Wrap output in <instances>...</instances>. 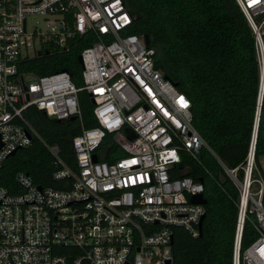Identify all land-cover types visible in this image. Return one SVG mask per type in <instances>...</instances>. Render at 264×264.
Masks as SVG:
<instances>
[{"label": "built area", "instance_id": "built-area-1", "mask_svg": "<svg viewBox=\"0 0 264 264\" xmlns=\"http://www.w3.org/2000/svg\"><path fill=\"white\" fill-rule=\"evenodd\" d=\"M237 2L254 34L259 88L246 153L230 166L196 127L187 93L154 65L153 47L128 31L133 17L123 0H0V167L37 135L53 156V175L70 178L66 187L43 185L19 169L20 189L11 190L0 176V264H173L172 226L198 234L205 204L190 198L203 182L171 168L182 152L198 158L202 147L238 188L232 264H264V160L255 154L264 128V0ZM89 37L80 84L66 68L23 67L36 53ZM82 91L96 123L72 136L74 166L25 110L35 104L81 118ZM101 147L121 153L102 158ZM250 214L257 235L241 248Z\"/></svg>", "mask_w": 264, "mask_h": 264}, {"label": "trees", "instance_id": "trees-1", "mask_svg": "<svg viewBox=\"0 0 264 264\" xmlns=\"http://www.w3.org/2000/svg\"><path fill=\"white\" fill-rule=\"evenodd\" d=\"M123 1L133 17L128 31L147 35V45L154 49V65L190 97L193 121L200 133L228 165L237 164L247 150L259 88L254 34L237 0ZM91 39L75 41L68 49L48 48L29 57L23 67L40 73L66 68L80 84L79 53ZM80 103L81 118L69 115L58 119L35 104L25 110L38 133L57 142L61 156L74 166L72 136L82 125L96 123L87 92H81ZM262 128L260 123L257 159L264 151ZM102 148L98 149L102 158L121 153ZM181 158L180 167L174 165L171 173L188 174L203 182L205 213L196 235L182 225L172 226L173 264H232L238 188L205 147L198 158L187 152H182ZM55 167L50 151L33 135L29 145L5 157L0 176L11 190L20 189L15 179L19 169L40 184L66 187L70 178L55 177ZM256 235L250 214L245 218L241 248Z\"/></svg>", "mask_w": 264, "mask_h": 264}, {"label": "water", "instance_id": "water-1", "mask_svg": "<svg viewBox=\"0 0 264 264\" xmlns=\"http://www.w3.org/2000/svg\"><path fill=\"white\" fill-rule=\"evenodd\" d=\"M144 40H145V42L147 43V41H148V37H147L146 34H144ZM79 58H80V56H79ZM71 116L73 117V116H75V115L73 114V115H71ZM57 118L59 119V117H57ZM14 151H15V149H13V150L11 151V153H13ZM93 157L96 158V153H95V152L93 153ZM177 164L180 166V165H181V160H178V161H177ZM190 198H191L192 200H194V201H203V202L205 201V196H204L203 192H197V193L191 194ZM203 216H204V214L201 215V217H200V219H199V221H198V226H199V228H201V224H202ZM171 240H173V236H172Z\"/></svg>", "mask_w": 264, "mask_h": 264}, {"label": "rangeland", "instance_id": "rangeland-1", "mask_svg": "<svg viewBox=\"0 0 264 264\" xmlns=\"http://www.w3.org/2000/svg\"><path fill=\"white\" fill-rule=\"evenodd\" d=\"M262 131L264 132V128H262ZM260 160L263 161L264 160V151H262V154H260Z\"/></svg>", "mask_w": 264, "mask_h": 264}]
</instances>
